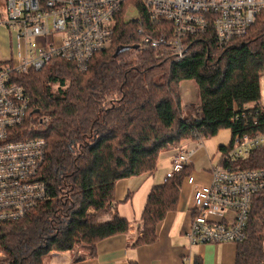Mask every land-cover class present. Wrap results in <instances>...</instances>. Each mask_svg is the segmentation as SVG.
Listing matches in <instances>:
<instances>
[{
    "label": "trees",
    "instance_id": "16d2710c",
    "mask_svg": "<svg viewBox=\"0 0 264 264\" xmlns=\"http://www.w3.org/2000/svg\"><path fill=\"white\" fill-rule=\"evenodd\" d=\"M141 14V24L119 20L111 48L94 55L83 72L72 61L54 58L40 71L14 74L31 108L50 118L35 137L47 144L39 174L51 199L26 218L0 225V252L6 256L0 264H45L53 253L82 245L92 248L93 257L99 242L130 232V222L114 210L117 181L155 172L159 155L185 140L230 129L231 142L219 148L224 152L236 134L252 129L242 112L250 104L263 109L264 13L224 48L211 33L188 37L183 59L165 46L151 50L141 43L140 28L154 37L163 29ZM183 81L196 86L198 122L184 116ZM191 172L189 165L152 189L135 245L155 243L158 224L177 207ZM247 225L235 264H262L264 192L253 196Z\"/></svg>",
    "mask_w": 264,
    "mask_h": 264
},
{
    "label": "built area",
    "instance_id": "2783aa9c",
    "mask_svg": "<svg viewBox=\"0 0 264 264\" xmlns=\"http://www.w3.org/2000/svg\"><path fill=\"white\" fill-rule=\"evenodd\" d=\"M5 3L0 12V28L10 33L12 42L7 50L0 46V225L26 218L31 210L51 199L50 188L39 174L46 160L47 144L43 138L35 137L36 127L49 118L31 108L30 96L14 80V74L40 71L54 58L72 61L83 72L94 55L111 48L119 20L141 24V13L150 25L163 26L157 37L140 28L141 43L151 50L165 46L180 59L185 57L188 37L211 33L218 47L224 48L245 36L264 13V0ZM186 111L183 108L188 117ZM189 111L196 122L201 120L199 104ZM242 116L244 120L251 118L253 127L236 134L228 150L219 152L210 168L209 185H197L192 174L184 178L194 188L193 216L186 235L191 246L230 242L237 245L245 241L253 196L264 192V110L255 108V104L246 105ZM179 147L167 178L183 172L190 164L194 151ZM182 264L195 261L188 255Z\"/></svg>",
    "mask_w": 264,
    "mask_h": 264
},
{
    "label": "crops",
    "instance_id": "0c3cea01",
    "mask_svg": "<svg viewBox=\"0 0 264 264\" xmlns=\"http://www.w3.org/2000/svg\"><path fill=\"white\" fill-rule=\"evenodd\" d=\"M11 42L10 37L9 46ZM181 84L183 108H187L185 113L189 117L192 115L189 108H194L197 104V90L189 81H183ZM220 146L225 145L216 140L202 139L185 140L179 147L182 151H194L189 165L197 185H209L210 168L220 156ZM177 151V148H173L162 152L155 172L116 182L114 210L130 222L129 233L102 240L98 243L93 257L92 248L82 245L70 253H53L46 258L45 264H182L183 258L188 255L193 258L195 264L196 261L201 264H235L237 245L232 242L190 245L186 235L193 216L194 188L185 181L182 182L177 207L157 226L155 243L135 245L142 236V216L147 198L152 189L162 184L171 172L172 160Z\"/></svg>",
    "mask_w": 264,
    "mask_h": 264
},
{
    "label": "rangeland",
    "instance_id": "374dc122",
    "mask_svg": "<svg viewBox=\"0 0 264 264\" xmlns=\"http://www.w3.org/2000/svg\"><path fill=\"white\" fill-rule=\"evenodd\" d=\"M5 4H6L5 0H0V12H2L4 10ZM133 16L138 17V14H135ZM9 34L10 33L5 28L0 29V46L3 49H9L10 48V46H9L10 35ZM260 82H261V86H262V88H261V97H262L261 105H262L263 110H264V74L261 77ZM195 102L198 104L197 101H195ZM40 115H42V114H40ZM42 116H45V115H42ZM36 124L38 126V122ZM44 124L42 126L36 127L35 132L36 133L40 132L42 130V127L44 126ZM231 138H232V131L230 129H227V130L221 131L219 134L214 135L213 137H209V138H205V139H208L210 141L216 140V141H219V143H221L225 146L226 145L228 146V144L231 142ZM5 258H6L5 254L3 252L2 253L0 252V262H2V260H4Z\"/></svg>",
    "mask_w": 264,
    "mask_h": 264
}]
</instances>
